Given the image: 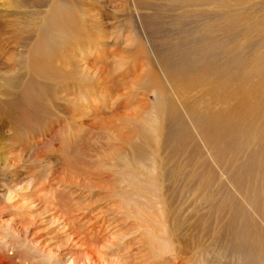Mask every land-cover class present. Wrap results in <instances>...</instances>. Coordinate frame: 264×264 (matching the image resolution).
<instances>
[{"label":"rangeland","instance_id":"374dc122","mask_svg":"<svg viewBox=\"0 0 264 264\" xmlns=\"http://www.w3.org/2000/svg\"><path fill=\"white\" fill-rule=\"evenodd\" d=\"M0 12V208L9 216H21L41 240L51 245L64 242L57 221L62 215L59 206L54 208L53 194L65 192L58 198L72 210L76 205L90 206L96 215L100 207H109L103 206L99 190L109 188L113 179H157L166 184L198 179L201 184L209 181L214 185L236 174L255 190L259 170L247 166L259 165V118L238 123L244 120L227 122L223 115L244 108L238 96L240 87L255 88L258 93L264 90L263 76L251 80L239 76L263 63V0H0ZM148 22L153 28L144 26ZM44 26L50 29L53 43L36 31ZM193 36L213 42L210 47L215 55L209 66L214 67L210 71L200 60V68L191 66L194 55L185 57L179 47L185 42L191 52L201 49L204 53L205 49L207 53L204 46L196 48ZM219 39L227 41L226 46ZM177 45L178 51H174ZM28 54L35 64L26 69ZM173 59L183 65L171 62ZM180 67L185 74L178 77L174 72ZM228 69L233 72L229 74ZM13 75L23 83L8 94L3 89ZM165 76L175 80L177 95ZM181 102L193 116H209L205 122L210 127L221 124V132L216 133L221 139L212 153L224 161V169L208 160L206 148L187 130ZM156 122L162 124L158 126L163 142L167 129L174 125L179 139L174 151L156 148L149 134ZM225 135L237 138L233 147L226 148ZM222 152L231 153L230 157ZM167 154L173 161L167 160ZM124 161L131 163L128 168L123 169ZM122 170L129 172L121 174ZM9 192L15 197L7 204L3 199ZM92 192H100V198L90 196ZM79 195H88L87 200H78ZM216 219L213 215L211 223L219 226ZM191 239L189 250L197 244Z\"/></svg>","mask_w":264,"mask_h":264},{"label":"bare ground","instance_id":"6f19581e","mask_svg":"<svg viewBox=\"0 0 264 264\" xmlns=\"http://www.w3.org/2000/svg\"><path fill=\"white\" fill-rule=\"evenodd\" d=\"M190 4L192 5V3ZM206 16L205 18L208 19V16ZM199 17L203 19V17H201L200 15L197 18L199 19ZM143 19H145V17H143ZM201 20H199L198 22H201ZM144 21H146V19ZM144 24L145 27L147 24L148 28H153L149 22ZM211 27L213 26L211 25ZM200 28H197V30H200ZM204 29H206V27ZM211 29L213 30V28H210V30ZM216 29L214 28V31ZM197 30H195L194 33ZM36 31L43 33L46 40L49 43H53L52 35L51 33H48V31L50 32L48 26H44L43 29L37 28ZM201 31H203L202 28ZM201 31H199L198 34ZM217 31L218 30H216V32ZM207 32L210 31H208L207 29ZM196 34L197 33H195L194 35ZM214 37L217 39L216 36ZM194 38L195 37L193 36L192 39ZM223 39L226 40L225 37ZM235 39L236 38L233 37V40ZM219 41L221 40L219 39ZM222 41L220 43L224 45L225 42H227L223 41L222 43ZM211 43L210 40L206 37L202 40L198 38L196 40L195 38L194 44L196 48L204 46L209 49V51L206 50L207 53H205V49H203L204 53L201 49H197V51L195 50L191 52L190 49L186 48L187 45L185 44V42L184 44H180L179 47L182 46L183 52L187 55L185 57H191V55H194V58L191 59V61L189 60L192 63L191 66L196 65L198 67L199 65L197 64H200L198 63V61L200 60L205 62L204 69H206V71H210L214 66L210 68L209 63L215 55V51L213 52L210 47ZM179 47L177 45L173 50L178 51ZM200 51H202L203 53L202 56L199 55L201 54ZM25 58L28 59H26L27 61L24 64V67H26V69L31 67L33 63L35 64V62H33L34 58H31L29 54ZM261 59L263 60V63L260 65V67L256 66V68H253V70L244 71L239 76L242 78L245 77L244 79L251 80L250 78H258L259 74V76H263L264 78V56H262ZM174 61V59L171 60V62ZM176 62L177 64L182 63V61L180 60H177ZM224 67L226 66L224 65ZM231 72L233 71L231 69H228V73L231 74ZM247 72H249L248 75L243 76V74ZM174 74L180 77V75L183 76L185 72H183V69L180 67L176 69V73L174 72ZM165 77L170 88L172 89V91H174V94L177 95V93L175 92L176 88L174 89L173 84L175 80L173 81L167 76ZM184 78L180 79L184 80ZM230 78L233 77L230 76ZM192 79L194 80V78ZM235 79L238 78L235 77ZM22 81L23 79L21 77L13 75L12 78L7 82V84L5 82L6 89L3 90H6L7 93H11L14 89H18L22 86ZM238 96L242 97V101H244L245 104L244 108L233 114L223 116L225 117V119H227V122H233L237 119L244 120L239 121L238 123L245 121H257V119L259 118V152L257 151L259 157H256L257 159H259V165L254 164L247 166L249 168H255L256 170H259V177L256 178H259V181L253 185L255 186V190H250L248 188L249 181H246V186L244 180H239L236 174H230V177L232 179H221L219 182L217 181L218 183H214V185H211V182L209 181L207 182V184L205 183V181L203 184L196 182L199 181L197 178L196 181L194 179H189L186 181L176 179L178 181L169 184H166L162 182V180L157 179H113L110 183H108L109 188H105L106 186H103V190H99L102 192V196H104L103 198H101L105 202L103 206L109 207L105 209L100 207L96 215H93L94 209L90 206L81 208L79 206L77 207L76 205L77 209L75 208L74 210H72L71 206L68 205L67 202H63V200H60L58 198L65 192L56 193L53 194L51 198L52 203L55 205L54 208L59 206V213L62 215L58 218L57 221L60 223L64 242H54L52 245L44 240H41V237H37L36 233H34V231L30 229L31 225L22 222L23 218L21 216H9L6 209L0 208V264H264V90H259L258 93L255 88H247L242 86L240 87ZM28 98L27 100H29ZM196 98L197 97H195V99ZM195 106L196 105H194L192 108L194 109ZM181 107L182 113L187 120V130H189V132H192L193 135L197 137V140L202 147L206 148V153H208L209 157L208 160L210 161L213 159V162L220 163L218 165L222 166L223 164H221V162L224 161L220 162L219 159H217L216 155L212 153V149H216L218 147L221 139L216 134L219 131L221 132V130L219 129V127L222 128L221 124L212 125L213 127H210L208 123L205 122H209V120H207L209 116L200 115V117L202 118L200 119L199 117L193 116L191 113H189L183 103L181 104ZM195 109L200 111L198 107H196ZM178 118L179 116L177 117V119ZM179 122L181 123L180 120ZM159 124L160 122H156L149 129V134H152L154 137L156 148L164 147L165 149L167 148V150L170 148L172 150L175 149L179 145V139L177 137L178 132L176 131V129H174V125L169 126L171 128L167 129V138L163 142L162 134L159 132ZM160 125L162 126V124ZM185 125H183L184 130L186 129ZM166 126L168 128V125ZM233 127L235 126L233 125ZM186 134L189 135V133L187 132ZM235 139H237L235 136L225 135V138L223 140L227 149L229 147H233L231 145L236 143L234 142ZM241 148L244 147L241 146ZM223 152L222 154H224ZM153 154L155 153L153 152ZM197 154L199 155V153ZM225 154L228 157L231 153ZM255 155L256 154H252L250 156L253 157ZM170 157L171 156H169V158L167 159L168 161L171 159ZM225 157L224 160L226 159L227 164V158ZM252 157L250 159V162L253 161ZM231 158H233V155ZM116 162L117 161L114 160L113 163L116 164ZM129 163V161H124V163H122L123 169L126 167L128 168ZM116 166L118 168V165ZM222 167L224 169V165ZM226 170L228 171V166ZM247 170L250 169L247 168ZM127 171L122 170L121 174H124ZM224 174L226 175L225 171ZM258 184L259 186H257ZM67 194L70 195L73 194V192H67ZM97 194L99 195L100 192H92L90 196L95 197ZM88 195L85 197H83V195H79L78 200L82 198L87 200L86 198L88 197ZM14 197L15 196L11 192H9L4 196L3 200L5 203L9 204L13 201ZM75 213H77V216L74 215ZM79 213L81 214L78 216ZM213 215H217V219H219L221 215L224 217V219H219V226L216 225V223H211V218ZM6 216L10 217L8 221L3 220ZM190 239L196 240L197 244L189 250L188 244L190 242L188 243V241ZM193 245L194 244H192V246Z\"/></svg>","mask_w":264,"mask_h":264}]
</instances>
